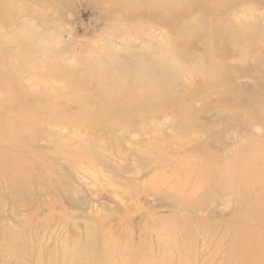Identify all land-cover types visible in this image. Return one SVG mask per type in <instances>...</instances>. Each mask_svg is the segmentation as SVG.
<instances>
[{"label":"rangeland","instance_id":"rangeland-1","mask_svg":"<svg viewBox=\"0 0 264 264\" xmlns=\"http://www.w3.org/2000/svg\"><path fill=\"white\" fill-rule=\"evenodd\" d=\"M177 1L0 0V264H264V0Z\"/></svg>","mask_w":264,"mask_h":264},{"label":"bare ground","instance_id":"bare-ground-1","mask_svg":"<svg viewBox=\"0 0 264 264\" xmlns=\"http://www.w3.org/2000/svg\"><path fill=\"white\" fill-rule=\"evenodd\" d=\"M121 1H125V0H121ZM191 1V0H190ZM228 1V0H226ZM225 1V2H226ZM53 2V1H52ZM174 2H178L177 0H147V2H145L142 6H138L137 8L135 9H132V7H130L129 5H126V4H122V6L124 5L125 8H128L127 10H124L123 8L118 7L119 11H120V14L125 18V14H129V13H136L138 11L141 10V8L143 7H146L148 9L151 10V8H154L156 9L157 11H159L158 15L160 14H174L176 13L180 8H183V5L180 4L179 2V5L174 7ZM229 3V2H228ZM220 4V3H219ZM221 5V4H220ZM228 5V4H227ZM186 7L187 10V13H184V15L188 14L191 12V9H190V6ZM118 13V10L117 9H114L112 7H107L104 9V16L108 17L109 20H113L115 21V18H114V15H116ZM135 15H138L137 13ZM135 16H132L131 18L128 17L126 19H129L128 20V23L130 24V26H133V20H134ZM176 17H174L173 19H175ZM170 21V19L168 20ZM173 21V20H172ZM126 21L124 20H121V23H125ZM118 23V21L116 22V24ZM160 23H163V22H160ZM160 23L159 21L157 22V25L160 26ZM173 23V22H172ZM172 23H169V25L167 27H170L171 29L175 28V32H179L180 30H182V28L178 25L174 26V24ZM176 39H178V36H175ZM257 57L259 59H261L259 57V55H257ZM260 78L264 80V74H259ZM224 84V83H223ZM228 87V86H227ZM229 93H231V90L229 91ZM239 94V91H237V94ZM243 103H246V102H243L242 101V104ZM230 117H233V116H230ZM234 118V117H233ZM234 125V124H233ZM230 126V125H229ZM222 138V137H220ZM223 140V139H222ZM209 142L210 140H207L205 143L203 144H196L195 146V149L197 151H200L202 150L203 146L205 145H209ZM216 142V141H215ZM217 143V142H216ZM223 143V142H222ZM222 145H225V144H222ZM233 149V148H232ZM248 157V158H247ZM249 158H251L250 154H246V155H243V156H237V155H232L230 157V161L233 162V168L232 167H228V170L230 169V171L233 173L234 177H238L242 182H241V188L238 190V194L240 193H243V192H246L247 188L251 187V184H254V177L256 176L255 172H256V167L254 166V162H252L250 165L248 163H245L240 169H236L234 167V164L237 163V162H248ZM195 164L198 165L199 169L204 171L205 173L210 170L212 167H214V164L207 161V160H204L203 157H200L198 156V160H195L194 162ZM247 165V167H246ZM253 167V170L252 168ZM262 170L264 169L261 168ZM227 170V169H226ZM253 181V182H252ZM253 188V187H252ZM234 189V186H231L229 188V190H233ZM260 193L264 194V191H259ZM243 204L242 205H236V210L238 213H240L243 209L245 210L243 213H245L247 211V209H250V208H254L256 205V203H252V204H249L248 202H246L245 200H243ZM235 222V225L237 223V227L240 228L242 225H243V222H242V218L239 217V218H233L231 220H229V222ZM93 238V235L89 236L88 239H91ZM235 246L237 247V249L239 250V253H240V257L241 256H252L253 254H255L257 251H258V248L257 246H254V245H249L248 246V249L246 250L247 248V243L245 242V237L244 236H240L238 238H236L235 240ZM66 246V245H65ZM80 246V243L77 242L76 244V247H74V249H78ZM164 246V244L162 245ZM126 247V246H125ZM126 249L128 250V254L130 255L131 251H130V246H127ZM162 249V247H161ZM246 250V251H245ZM105 253V251L101 248V251L97 250L96 251V255L98 253ZM264 252V251H263ZM106 254V253H105ZM82 256V259H85L87 263H92L94 262L95 260V257H85L86 254L82 253L80 254ZM148 258V257H147ZM80 259V258H78ZM78 259H75V261H72V262H68L66 260H60V261H56L55 264H79V262H81V259L78 260ZM149 259V258H148ZM263 261H264V256L262 257ZM150 260V259H149ZM131 264H145L144 261H134V262H130ZM156 264H158V261H155ZM161 264H171V261L170 260H163L161 261ZM175 264H179V262H176Z\"/></svg>","mask_w":264,"mask_h":264}]
</instances>
